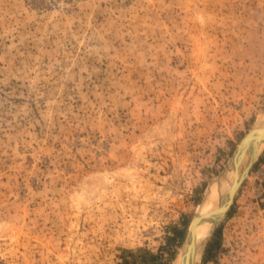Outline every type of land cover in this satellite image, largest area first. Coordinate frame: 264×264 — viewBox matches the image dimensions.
<instances>
[{"label": "rangeland", "instance_id": "1", "mask_svg": "<svg viewBox=\"0 0 264 264\" xmlns=\"http://www.w3.org/2000/svg\"><path fill=\"white\" fill-rule=\"evenodd\" d=\"M262 116L264 0H0V264H178ZM207 236L264 264V145Z\"/></svg>", "mask_w": 264, "mask_h": 264}, {"label": "water", "instance_id": "2", "mask_svg": "<svg viewBox=\"0 0 264 264\" xmlns=\"http://www.w3.org/2000/svg\"><path fill=\"white\" fill-rule=\"evenodd\" d=\"M257 132V133H256ZM253 138H256L258 143V147H261L264 145V126L260 125L259 127H252L249 129L246 134L240 139L238 142L236 148L234 149L232 155H231V169L234 171V178L233 182L231 183V188L227 194V197L229 196V199L224 203H220L219 206L216 208V212L214 217H210L207 213H199L200 210L194 214L193 218L191 219V222L188 227L187 231V236L185 238V242L182 249L181 257H180V262L179 264H193V258L197 254L198 247L195 244V230L196 227L203 222L204 220H213L215 223L221 218L223 213L229 208L231 205L234 195L239 188L240 184L244 180V178L248 175L251 166L257 159L259 155V151L257 153V147L251 148L249 152V159L241 171L240 177L236 174V157L237 155L244 149H246L245 146H247V143ZM260 144V145H259ZM255 157V158H254ZM254 158V159H253ZM230 163V160H229Z\"/></svg>", "mask_w": 264, "mask_h": 264}, {"label": "bare ground", "instance_id": "3", "mask_svg": "<svg viewBox=\"0 0 264 264\" xmlns=\"http://www.w3.org/2000/svg\"><path fill=\"white\" fill-rule=\"evenodd\" d=\"M260 125L264 126V116L259 118V121L257 122V124L254 127H259ZM257 133V132H256ZM258 141L256 138H253L249 141V143H247L246 149L242 150L236 157V174L240 176L241 171L243 170V168L245 167L248 159H249V152L251 150V148L257 147V153L260 149V147H258ZM260 145V144H259ZM229 171L231 176L229 177ZM233 178H234V171L233 169H231V159H230V163H229V168L227 170V172L220 176L209 188V194H207L205 196V199L203 202L207 201V203L205 204V206L200 210L199 213H207L210 217H214L215 212H216V208L219 206V204L222 202L225 203V201L229 198V196L227 197V194L230 190L231 187V183L233 182ZM215 222L213 220H204L203 222H201L195 230V244L197 247L200 246V244L202 243V241L204 240V238L208 237L207 235L210 233L213 224ZM211 227V228H210ZM210 228V230H209ZM209 230V232H208ZM208 232V234H207ZM207 234V235H206ZM185 246V245H184ZM183 249V248H182ZM182 253V250H181ZM181 257V254H180ZM197 254L195 255V257L193 258V264H195V260H196ZM179 262H180V258H179ZM179 264V263H178Z\"/></svg>", "mask_w": 264, "mask_h": 264}, {"label": "built area", "instance_id": "4", "mask_svg": "<svg viewBox=\"0 0 264 264\" xmlns=\"http://www.w3.org/2000/svg\"><path fill=\"white\" fill-rule=\"evenodd\" d=\"M33 5L41 8H62L66 0H29Z\"/></svg>", "mask_w": 264, "mask_h": 264}]
</instances>
